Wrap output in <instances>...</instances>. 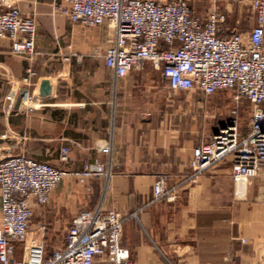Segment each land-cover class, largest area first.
<instances>
[{
  "label": "crops",
  "instance_id": "crops-1",
  "mask_svg": "<svg viewBox=\"0 0 264 264\" xmlns=\"http://www.w3.org/2000/svg\"><path fill=\"white\" fill-rule=\"evenodd\" d=\"M2 1L36 21L37 37L32 57L12 53L11 40L0 38V163L22 154L63 170L79 171L85 162L111 170L110 177L65 178L49 205L35 207L34 224L49 231L101 207L126 217L137 213L122 236L136 264H257L264 258V165L242 197L231 159L191 179L193 150L209 140L192 109L200 93L170 89L150 62L116 78L104 61L113 30L74 24L59 12L65 0ZM191 5L200 18L227 9L213 0ZM227 23L223 37L237 32ZM29 68L33 86L24 81ZM44 80L51 93L42 97ZM63 147L70 148L66 165ZM161 176L168 177L175 201L155 199ZM1 212L0 196V218Z\"/></svg>",
  "mask_w": 264,
  "mask_h": 264
},
{
  "label": "built area",
  "instance_id": "built-area-1",
  "mask_svg": "<svg viewBox=\"0 0 264 264\" xmlns=\"http://www.w3.org/2000/svg\"><path fill=\"white\" fill-rule=\"evenodd\" d=\"M192 0H65L59 12L87 28L107 24L114 37L104 55L116 78L143 69L145 62L162 72L170 89L198 92L204 98L222 90L234 91L252 104L248 131L236 124L222 126L210 142L196 147L191 179L231 159L237 195L242 197L250 180L264 165V0H249L254 27L230 37L220 35L228 12L213 10L200 18ZM224 0H213L221 3ZM36 21L24 16L12 1L0 0V38L12 42V53L36 54ZM30 68L26 86H33ZM32 103L33 96H28ZM110 152V147L104 149ZM70 162L63 147L60 163ZM110 177L100 162H85L79 171L57 168L25 155H12L0 163V264H136L122 245L126 217L101 207L79 212L60 248L49 250L46 226L33 223L35 207L50 203L54 190L67 177ZM244 186V188H242ZM156 200L175 201L168 177L154 186ZM257 264H264V258Z\"/></svg>",
  "mask_w": 264,
  "mask_h": 264
},
{
  "label": "rangeland",
  "instance_id": "rangeland-1",
  "mask_svg": "<svg viewBox=\"0 0 264 264\" xmlns=\"http://www.w3.org/2000/svg\"><path fill=\"white\" fill-rule=\"evenodd\" d=\"M223 4L227 5V9L224 11H227L229 15L227 28L244 33L251 29L254 22V14L252 13L249 0H224ZM252 108V104L246 98H238L237 94L230 90H222L206 98L202 96L201 103L192 106L196 115L198 114L201 124H203V129L209 131L208 142L211 141L215 134L214 131L224 125L236 124L238 131L243 135L246 134ZM71 222L61 223L48 231L49 250L62 247Z\"/></svg>",
  "mask_w": 264,
  "mask_h": 264
},
{
  "label": "water",
  "instance_id": "water-1",
  "mask_svg": "<svg viewBox=\"0 0 264 264\" xmlns=\"http://www.w3.org/2000/svg\"><path fill=\"white\" fill-rule=\"evenodd\" d=\"M51 93V85H50V82L48 80H44L42 83H41V86H40V95L42 97L44 96H47ZM20 100H21V95L19 96L18 98V102L17 104L20 103Z\"/></svg>",
  "mask_w": 264,
  "mask_h": 264
},
{
  "label": "bare ground",
  "instance_id": "bare-ground-1",
  "mask_svg": "<svg viewBox=\"0 0 264 264\" xmlns=\"http://www.w3.org/2000/svg\"><path fill=\"white\" fill-rule=\"evenodd\" d=\"M242 188H244V186Z\"/></svg>",
  "mask_w": 264,
  "mask_h": 264
}]
</instances>
